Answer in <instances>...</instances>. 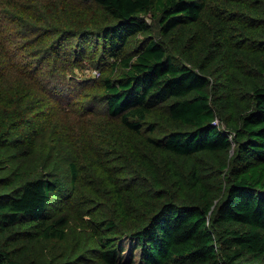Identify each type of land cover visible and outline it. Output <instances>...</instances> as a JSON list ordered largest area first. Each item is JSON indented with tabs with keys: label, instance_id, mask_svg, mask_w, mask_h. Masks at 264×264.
<instances>
[{
	"label": "trees",
	"instance_id": "1",
	"mask_svg": "<svg viewBox=\"0 0 264 264\" xmlns=\"http://www.w3.org/2000/svg\"><path fill=\"white\" fill-rule=\"evenodd\" d=\"M80 1L102 6L104 24L52 28L45 53L19 70L0 63L1 119L24 114L0 136V264H133L125 236L139 264H264V0ZM91 36L94 66L111 69L91 78L108 142L97 150L86 130L81 153L45 160L36 136L65 139L48 83L78 77L44 73L63 56L80 64ZM7 42L0 34L15 60ZM17 73L29 92L8 85ZM43 159L49 171L37 174Z\"/></svg>",
	"mask_w": 264,
	"mask_h": 264
},
{
	"label": "rangeland",
	"instance_id": "2",
	"mask_svg": "<svg viewBox=\"0 0 264 264\" xmlns=\"http://www.w3.org/2000/svg\"><path fill=\"white\" fill-rule=\"evenodd\" d=\"M21 6L23 8H17L15 6ZM15 4H10L8 0H0V34L7 37V45L9 49L13 52V56L8 53L5 54L3 50H0V63L6 65V67L19 70L21 67V59H24L28 63L33 60V53H45V49L50 45L53 39L56 38L53 33L54 29L62 30L65 27L76 28L78 30H88L98 27L104 24L105 14L102 6L95 4V6H89L85 2L80 0H17ZM31 8V9H28ZM26 9V10H25ZM19 10L31 11L36 13L35 15L41 16V19L35 17L36 19H28L27 16L24 18L19 17ZM149 22L154 23L156 27V20L153 19L151 14H142ZM51 28V29H48ZM43 30H48L43 33ZM158 35V31H155ZM42 40L40 41V39ZM35 39V40H34ZM90 40V41H89ZM77 37L74 39V45L77 44ZM29 42L30 46L28 45ZM98 41L93 39V36L89 37L86 41L87 53L83 55L84 60L80 64L83 67H72L68 61L65 60L64 56L61 59L62 64H67V72L62 73V70L66 67H58L50 72H45L44 77L52 79L53 81H59L63 79H68L77 76V82L71 80L69 84L65 85V88L60 86L56 87L54 82H49L50 87H55L59 90L60 94L58 97L60 104L65 105L63 111L57 112L55 115V120L58 130L62 135H64L63 140L53 139L51 135L46 139L45 136L37 135L38 148L43 154V158L46 160L49 152L55 151V154L59 157L60 155H65L68 151L75 150L76 154L81 153L83 136L85 131L89 130V137L93 138L95 146L101 149L108 142V135L106 136L107 122L109 121V115L103 109L106 105L104 103L98 102L96 99L91 100L92 97L99 95L102 91L100 86H93V79L97 80L104 77L106 74L111 72L108 67L102 74L100 69L94 66L98 60L99 52L94 56L93 52L96 50V44ZM16 51H13L12 49ZM115 59V58H112ZM77 62V58L75 59ZM73 65V66H74ZM22 68V67H21ZM81 82H85L88 89L86 94L83 93L84 85ZM10 88L17 89L21 93H27L32 88L29 89L30 83L25 82L24 77H19L18 73L12 75L11 80L8 81ZM69 85V86H68ZM27 100L28 97L24 96ZM21 100V98L19 99ZM40 100L30 99L28 102L34 103ZM66 106H71L67 108ZM88 111H87V110ZM91 113V114H89ZM86 114V115H84ZM97 114L96 116H94ZM11 114H6V117ZM17 115L19 117H24V114H12L6 121L1 119L0 116V136L4 133H8L9 128L15 124H19L17 120ZM84 115V116H83ZM81 118H84L83 122ZM12 120H15L13 123ZM25 120V119H23ZM32 124V120H29L27 125L20 131H27L29 126ZM51 128V125L47 126V129ZM56 129V128H55ZM66 134V135H65ZM55 136V134H54ZM13 145L9 146V149L13 151ZM82 154H84L82 152ZM57 158V157H56ZM54 158V159H56ZM43 159L42 162H37L31 168L35 173H47L49 169L46 168L48 163ZM59 159V158H57ZM60 161V160H59ZM123 261L131 260L133 258V264H139L140 262V249L134 247L133 240L125 236L123 239Z\"/></svg>",
	"mask_w": 264,
	"mask_h": 264
}]
</instances>
